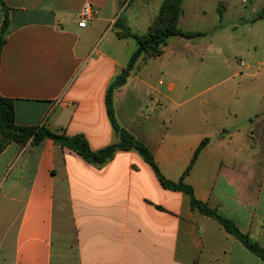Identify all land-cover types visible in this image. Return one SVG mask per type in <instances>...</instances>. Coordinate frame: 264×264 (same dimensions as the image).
Wrapping results in <instances>:
<instances>
[{
  "label": "crops",
  "instance_id": "0c3cea01",
  "mask_svg": "<svg viewBox=\"0 0 264 264\" xmlns=\"http://www.w3.org/2000/svg\"><path fill=\"white\" fill-rule=\"evenodd\" d=\"M3 1L10 27L0 95L14 101L16 123L83 134L93 150L115 142L106 93L136 50L132 39L116 36L120 16L133 27L131 18L123 17L128 0ZM162 2L139 0V5L148 13L154 4L159 11ZM85 3L95 15L81 28ZM4 17L0 7V36ZM174 50L168 43L161 57L137 63L115 92L117 121L150 148L173 181L209 139L185 182L197 199L264 248V87L255 85L264 58L251 72L256 59L249 54L250 64L243 61L190 96L168 61L156 63L172 59ZM213 87L220 91L209 95ZM0 264L264 261L217 220L192 210L189 195L163 188L136 151H119L97 166L45 139L23 147L11 143L0 154Z\"/></svg>",
  "mask_w": 264,
  "mask_h": 264
},
{
  "label": "trees",
  "instance_id": "16d2710c",
  "mask_svg": "<svg viewBox=\"0 0 264 264\" xmlns=\"http://www.w3.org/2000/svg\"><path fill=\"white\" fill-rule=\"evenodd\" d=\"M184 0H164L157 17L153 20L144 34L134 32L120 16L115 24L116 36L120 39H132L136 43V50L132 54L127 67L110 84L106 93V109L111 121L115 142L93 150L83 134L73 136L67 135L64 131H52L46 125L32 127L20 126L16 123L15 104L12 99L0 95V154L11 144L16 143L23 147L28 142L33 145L41 144L45 139H51L56 145L67 148L79 154L86 162L97 166H103L110 162L119 151H136L143 160L152 168L159 183L165 189L178 191L190 196L191 209L217 220L225 229L239 240L252 254L264 261V248L250 236L244 233L232 220L221 215L216 209L211 208L207 203L195 196L194 188L187 184L184 178L191 172L201 152L207 146L209 139H205L195 150L190 164L178 181L167 178L150 148L141 140L137 139L130 131L121 126L116 118L114 95L117 90L123 87L137 63L150 59H156L163 55L168 40L172 37L195 39L206 35L203 32L184 31L179 27L180 18L183 14ZM0 7L4 12V22L0 36V65L2 50L6 43V36L10 27L9 8L3 0H0ZM264 19V8L257 14L255 22Z\"/></svg>",
  "mask_w": 264,
  "mask_h": 264
},
{
  "label": "rangeland",
  "instance_id": "374dc122",
  "mask_svg": "<svg viewBox=\"0 0 264 264\" xmlns=\"http://www.w3.org/2000/svg\"><path fill=\"white\" fill-rule=\"evenodd\" d=\"M128 3L130 5L123 12V17L131 18L134 32L144 34L143 28L151 18V12L156 10L158 15V5L154 4V9L146 13L142 11L139 0H128ZM182 8L179 27L184 31L203 32L206 35L192 40L170 38L168 43H171V47L174 45L176 54L170 60L165 58L156 63L168 61L175 75H179L181 81L187 83L190 96L197 89L214 86L230 74L229 69H238L241 62L250 64L249 54L256 59L251 63L254 64L251 72L257 70L256 61L264 58V19L254 20L264 8V0H184ZM125 23L127 24L126 21ZM129 41L136 49V43ZM186 44L190 48H186ZM120 52H123L122 47ZM205 74L211 76L203 79ZM255 85L256 89L264 87V72L260 80L255 81ZM212 90L209 95H216L220 91L216 87Z\"/></svg>",
  "mask_w": 264,
  "mask_h": 264
},
{
  "label": "built area",
  "instance_id": "2783aa9c",
  "mask_svg": "<svg viewBox=\"0 0 264 264\" xmlns=\"http://www.w3.org/2000/svg\"><path fill=\"white\" fill-rule=\"evenodd\" d=\"M95 15V12L93 10V7L90 3H85V5L82 8L81 11V17L79 21V26L81 28L87 27L88 21L93 19ZM243 65V62H241Z\"/></svg>",
  "mask_w": 264,
  "mask_h": 264
}]
</instances>
